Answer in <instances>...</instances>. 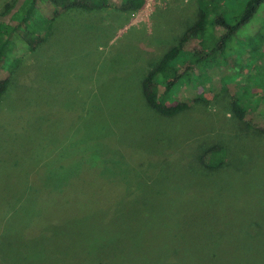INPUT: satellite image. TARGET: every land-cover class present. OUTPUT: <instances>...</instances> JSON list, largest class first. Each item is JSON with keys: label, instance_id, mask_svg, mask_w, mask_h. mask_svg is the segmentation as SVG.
Wrapping results in <instances>:
<instances>
[{"label": "rangeland", "instance_id": "374dc122", "mask_svg": "<svg viewBox=\"0 0 264 264\" xmlns=\"http://www.w3.org/2000/svg\"><path fill=\"white\" fill-rule=\"evenodd\" d=\"M247 1L215 0L231 25ZM198 18V0L65 12L24 53L0 100V264H264V136L229 111L264 89V2L217 51L223 67L187 74L214 100L164 118L141 94ZM216 142L227 160L207 171L196 157Z\"/></svg>", "mask_w": 264, "mask_h": 264}, {"label": "trees", "instance_id": "16d2710c", "mask_svg": "<svg viewBox=\"0 0 264 264\" xmlns=\"http://www.w3.org/2000/svg\"><path fill=\"white\" fill-rule=\"evenodd\" d=\"M263 2L264 0H248L237 23L231 25L222 15L225 11L219 2L218 5L215 0H198V20L163 54L158 64L143 78L140 88L145 106L161 117L173 118L186 112L192 105H207L214 100L213 94L198 87L200 83H197V80L201 77L197 75L192 80L187 74L202 73L203 70L207 81L209 72L212 69L214 71V67H223L220 61L215 60L219 55L217 51L225 46L238 27L251 19L257 7ZM145 3L146 0H13L6 4L0 12V100L8 90L10 75L17 62L25 52H34L47 40L52 23L60 15L65 12L92 11L107 7L131 14L141 10ZM212 17L214 20L210 22ZM208 25H215L216 28L224 30L219 43L214 46L209 43L210 40L202 39ZM225 63L233 65V60L230 57L226 58ZM191 86L195 88L189 92L187 89ZM261 88L257 87L254 95L250 94L247 98L241 97L238 100L231 97L229 111L242 127L264 136V89ZM177 96L179 100H176ZM224 147L218 142L208 145L197 155V162L207 171L224 167L227 160ZM99 156L101 155H96L95 158ZM91 168L97 169L99 176L104 177L102 169L94 167V164ZM49 175L53 178L58 177L57 172H49ZM47 184L52 186H44L42 191L50 196L61 188L60 185L55 186L60 184L58 182ZM16 210L17 206L14 205L11 213ZM56 224L49 223L50 228H46L45 232L55 231L52 229Z\"/></svg>", "mask_w": 264, "mask_h": 264}]
</instances>
